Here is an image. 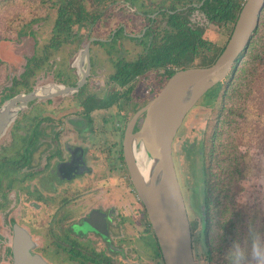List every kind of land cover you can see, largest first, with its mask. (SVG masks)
Masks as SVG:
<instances>
[{
    "label": "flooded vegetation",
    "instance_id": "obj_1",
    "mask_svg": "<svg viewBox=\"0 0 264 264\" xmlns=\"http://www.w3.org/2000/svg\"><path fill=\"white\" fill-rule=\"evenodd\" d=\"M164 1L154 7L141 3L133 10L146 20L139 32L127 31L120 23L106 38L87 32L83 42L73 32L71 13L59 17L58 9L48 44L51 58L48 54L38 59L34 68L25 69L1 91L0 107L41 86L28 85L26 77L48 59L53 76L42 85L77 87L28 101L0 135V264L13 261L15 241L25 234L29 251L48 264H131V187L136 192L123 156L125 129L174 72L199 66L184 61L182 32L200 31L190 24L189 15L200 10L204 0ZM81 11L85 18L75 23L78 28L93 25L101 15ZM122 38L142 49L133 59L108 57L112 68L104 76L100 70L109 67H96L93 45L110 56ZM71 43H76L74 58L57 55ZM87 44L88 57H81ZM101 76L106 79L101 81ZM96 114L101 115L99 122ZM143 118L141 113L135 119L133 132ZM141 207L144 228L152 234Z\"/></svg>",
    "mask_w": 264,
    "mask_h": 264
},
{
    "label": "rangeland",
    "instance_id": "obj_2",
    "mask_svg": "<svg viewBox=\"0 0 264 264\" xmlns=\"http://www.w3.org/2000/svg\"><path fill=\"white\" fill-rule=\"evenodd\" d=\"M67 1L0 0V95L1 91L3 93L6 87L20 78L25 69L30 71L34 68L38 59L47 57L48 54L51 58L52 50L48 48V44L52 37L53 24L57 19L59 6L64 5ZM172 1L175 0H165L164 3L169 5ZM80 2L89 13L101 12V15L93 25L86 23L79 28L76 24L85 16L76 18L71 15L74 25L72 29L79 42H83V36L87 32L88 35L106 38L110 35L111 30L120 23L126 25L127 31L131 29L132 32H139L146 20L140 14L134 13L133 10L140 7L141 3H144L145 7L158 5V0H135L134 4H130L129 0H115V2L114 0H104L100 4L98 0H80ZM262 18H264V12ZM189 19L193 28L201 31L200 38L206 42L208 48L198 45L194 59L186 61L193 64H199L200 61L208 62L226 43L232 24L230 22H209L200 10H194L189 15ZM122 39L119 47L116 45L113 55L110 56L93 45V53L97 58L96 67H109L104 72L100 70L104 76L111 72V60H115L116 55L125 57L127 60L133 59L142 49L138 43L131 42L130 47L128 39ZM75 44L71 43L65 45L66 47H61L57 55L74 58L77 53ZM108 57L111 60H108ZM48 61L49 59L32 77H26L28 85L33 87L51 81L53 74ZM26 62L29 64L26 65ZM104 76H101L103 79H99L105 80ZM254 95L257 98L254 102L250 100L251 104L246 107V110L242 109L243 105L236 104V99H234L236 101L230 100L228 104L232 102L236 110L228 116L227 122H217L222 131L217 139L219 144L216 146L220 159L217 161L219 163L217 173L221 182L224 183V187L228 188L220 198L221 206L226 203L232 204L237 210H240L242 215L246 213L247 216L256 217L259 226H263L264 81H262L261 90H256ZM240 100L242 101V99ZM218 107V101L213 107H210L203 104L200 99L184 117L173 141L174 165L188 219L192 223L198 221L194 229L196 236L200 229V212L204 210L202 158L198 152L200 146L202 147L206 142L211 127L216 123ZM46 108L45 112H47ZM243 111L248 112L246 124H243ZM95 118L99 122L101 115L96 114ZM141 213V203L131 187V264H160L162 260L156 254L153 235L150 234L148 228H144L146 217H143ZM220 218L221 212L218 210L214 214L213 221L216 222ZM262 234L259 239L263 241ZM209 236L212 244L216 245L218 234L215 225L212 226ZM195 242L192 243L194 254L199 249ZM252 250L254 252L252 264H264V252L260 251V246H253ZM258 255L263 256L262 262L256 260ZM195 257L196 264H205L203 260H198L197 256Z\"/></svg>",
    "mask_w": 264,
    "mask_h": 264
},
{
    "label": "water",
    "instance_id": "obj_3",
    "mask_svg": "<svg viewBox=\"0 0 264 264\" xmlns=\"http://www.w3.org/2000/svg\"><path fill=\"white\" fill-rule=\"evenodd\" d=\"M263 7L264 0H244L231 33L214 61L206 66H192L174 72L158 93L133 115L125 129L122 141L124 160L133 188L145 208L163 264H196L190 223L172 154L176 132L191 108L230 72L239 54L247 49ZM88 50L87 44L79 55L87 58ZM83 81L84 77H81L78 84ZM76 89L47 84L7 100L0 107V135L28 101ZM141 113L144 114L143 121L133 132L134 121ZM135 147L141 148L151 162L146 180L133 157ZM28 241L26 234L16 239L10 264H48L41 256L29 251Z\"/></svg>",
    "mask_w": 264,
    "mask_h": 264
},
{
    "label": "trees",
    "instance_id": "obj_4",
    "mask_svg": "<svg viewBox=\"0 0 264 264\" xmlns=\"http://www.w3.org/2000/svg\"><path fill=\"white\" fill-rule=\"evenodd\" d=\"M240 6L241 0H204L199 8L210 21L217 23L230 22L233 24ZM83 8L84 6L80 0H68L64 5L59 6V17H64L70 12L72 17L81 18L83 15L85 16L84 12L81 11ZM263 12L264 7L260 14L258 26L252 34L247 49L239 54L230 72L221 81L212 86L201 98L202 103L207 106L213 107L217 101L219 104L216 123L211 127L206 142L202 147L200 146L198 152L202 158L204 210L200 212V229L197 232V236L194 234V229L198 221L193 223L189 221L192 243L196 241L195 245L197 244L199 248L197 249L198 253H193L194 258L197 256V259L203 260L205 264H252V257L254 256L253 246H260V251L264 252V225L259 226L256 222V217L247 216L246 213L242 215L240 210H237L232 204L226 203L221 206L220 198H222L224 191H227L228 188L224 187V183L221 182L222 180L217 173V168L219 167L217 161L220 159L219 152L216 149L219 144L217 139L222 132L217 122H227L228 116L232 115L233 111L236 110L232 102L228 104L229 101L236 99V104L243 105L242 109L246 110V107L251 104L250 100L254 102L257 98L254 95L256 90H261L262 81H264ZM187 29L183 28L182 32L183 58L184 61H192L194 54L197 53V45L208 47L206 42L200 38L201 31L186 32ZM223 47L212 60L208 62L200 61L197 65L206 66L211 64ZM175 48L173 47L172 49ZM241 62L242 64L239 65ZM145 64L143 63L142 66ZM182 67L187 66L184 63ZM243 112V124H246L248 112ZM218 210L221 212V218L214 222V214ZM213 225L216 226L218 234L216 245L212 244L209 236ZM261 233H263V241L259 239ZM153 240L156 254L161 258L154 235ZM256 260L262 262L263 256L258 255ZM160 264H163V262H160Z\"/></svg>",
    "mask_w": 264,
    "mask_h": 264
},
{
    "label": "bare ground",
    "instance_id": "obj_5",
    "mask_svg": "<svg viewBox=\"0 0 264 264\" xmlns=\"http://www.w3.org/2000/svg\"><path fill=\"white\" fill-rule=\"evenodd\" d=\"M133 157L141 172V175L146 180L149 176V166L151 162L146 159L144 152L141 148L138 147H135V149H133Z\"/></svg>",
    "mask_w": 264,
    "mask_h": 264
}]
</instances>
